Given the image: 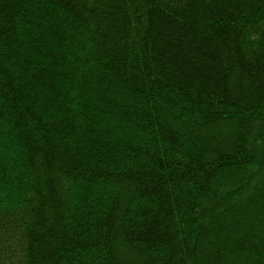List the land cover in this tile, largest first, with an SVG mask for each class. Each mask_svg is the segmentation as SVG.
<instances>
[{
    "label": "trees",
    "instance_id": "16d2710c",
    "mask_svg": "<svg viewBox=\"0 0 264 264\" xmlns=\"http://www.w3.org/2000/svg\"><path fill=\"white\" fill-rule=\"evenodd\" d=\"M0 264H264V0H0Z\"/></svg>",
    "mask_w": 264,
    "mask_h": 264
}]
</instances>
